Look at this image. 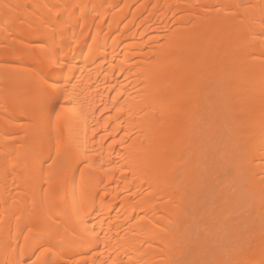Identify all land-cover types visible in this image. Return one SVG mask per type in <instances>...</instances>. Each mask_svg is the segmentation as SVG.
<instances>
[{
  "label": "bare ground",
  "instance_id": "6f19581e",
  "mask_svg": "<svg viewBox=\"0 0 264 264\" xmlns=\"http://www.w3.org/2000/svg\"><path fill=\"white\" fill-rule=\"evenodd\" d=\"M0 264H264V0H0Z\"/></svg>",
  "mask_w": 264,
  "mask_h": 264
}]
</instances>
